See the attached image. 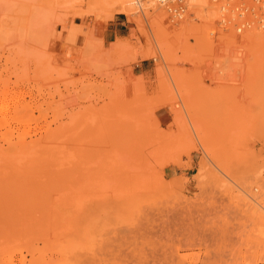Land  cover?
Wrapping results in <instances>:
<instances>
[{
    "label": "rangeland",
    "instance_id": "rangeland-1",
    "mask_svg": "<svg viewBox=\"0 0 264 264\" xmlns=\"http://www.w3.org/2000/svg\"><path fill=\"white\" fill-rule=\"evenodd\" d=\"M207 1L0 0V264H264V9Z\"/></svg>",
    "mask_w": 264,
    "mask_h": 264
},
{
    "label": "bare ground",
    "instance_id": "bare-ground-1",
    "mask_svg": "<svg viewBox=\"0 0 264 264\" xmlns=\"http://www.w3.org/2000/svg\"><path fill=\"white\" fill-rule=\"evenodd\" d=\"M115 1V4H116V7H117V10L120 12V13H126L127 14V12H130L131 10H136L137 8H138V11H140V12H143V7L145 8V10H148V9H154V10H158L157 12H158V16L156 17L157 19H156V22H157V24L159 25V26H163V27H165V24H164V21H165V15H166V12H164L163 11V9H161V8H159L158 6H157V4L155 3L156 2V0H114ZM192 2V1H196V0H188L187 1V3H186V8L188 7V5H189V2ZM203 2V5H205L204 7H205V9L206 8H208V7H210V4L208 3V1L207 0H202ZM212 1H214V0H212ZM207 3V4H206ZM159 5V4H158ZM234 5V4H233ZM161 6V5H160ZM233 7V6H232ZM231 7V8H232ZM190 10V9H189ZM211 10V9H210ZM138 11H135V12H138ZM167 11V10H166ZM231 11V10H230ZM186 12H187V10H186ZM186 12H185V14H186ZM208 13L209 12H212V11H207ZM168 13V12H167ZM215 13V12H214ZM214 13L212 12V13H210V14H213L214 15ZM184 14V15H185ZM234 14V13H233ZM184 15H182V17L184 16ZM189 15H191L190 13H188V14H186L183 18L182 17H180V18H173V17H175V16H169L170 18H171V21L173 20V21H175V20H180L181 19V21H178V24H180V26H181V28L183 27V28H186V27H189L192 23H191V21H193V19L191 20V17L189 16ZM216 16H217V14H216ZM185 17H186V19L188 20H186L185 19ZM210 17H213V16H210ZM252 17V16H251ZM255 17V16H254ZM208 18H209V14H208ZM215 18V17H214ZM248 18V17H247ZM253 18V17H252ZM216 19V18H215ZM251 19V18H250ZM249 18L248 19H245V20H250ZM255 19V18H254ZM253 19V20H254ZM245 20H243V21H245ZM252 20V21H253ZM246 21V22H247ZM254 22V21H253ZM255 23V22H254ZM260 24V23H259ZM193 26V25H192ZM260 26H262V24L260 25ZM264 26V25H263ZM167 27V26H166ZM192 29V28H191ZM221 29V28H220ZM228 30V29H227ZM225 31H226V29H225ZM231 31V30H230ZM221 32V31H220ZM168 33V32H167ZM227 33V32H226ZM248 33H250V32H248ZM251 33H254L253 32V30H252V32ZM251 35V34H250ZM224 37H225V35H224ZM247 38H248V40L250 41V42H254L255 41V36L254 35H252V36H247ZM242 40H245L244 38L242 39ZM264 39H263V37H261V39L259 38V41H263ZM202 41V40H201ZM216 42V41H215ZM240 42V41H239ZM242 43H244V42H242ZM247 43V42H246ZM212 44V43H211ZM219 44V43H218ZM232 44V43H231ZM241 44V43H240ZM213 45H214V43H213ZM220 45V44H219ZM158 48V47H157ZM211 49V48H210ZM223 49H225V48H223ZM227 52H228V50H227ZM223 53H226V52H223ZM215 54V53H214ZM227 54V53H226ZM225 54V55H226ZM215 56V55H214ZM227 56V55H226ZM232 56V55H231ZM217 57V56H216ZM226 60H227V58H225ZM234 59V58H233ZM228 62H231L230 60V58H229V55H228ZM234 60H236V58L234 59ZM239 60V59H238ZM228 62H226V63H228ZM232 62H234V61H232ZM236 62V61H235ZM240 63V62H239ZM229 65H230V63H229ZM228 65V67L230 68V66ZM241 65V64H240ZM229 68H224L225 69V75H227V73L226 72H230V70H229ZM231 68H232V70H233V68H235V67H232L231 66ZM230 68V69H231ZM236 68H238V66L236 67ZM239 68H241V66L239 67ZM238 68V69H239ZM229 71H228V70ZM227 70V71H226ZM231 70V74L232 73H234V72H236V71H232ZM239 71H241V69H239ZM229 74V73H228ZM233 75V74H232ZM228 76V75H227ZM20 141H22V140H20ZM20 141H17V143L19 142V144H21V142ZM24 141V140H23ZM25 142V141H24ZM16 143V142H15ZM17 143H16V146H17ZM21 145H25L24 143H22ZM14 147H15V145H14ZM252 196V195H251ZM253 197V196H252ZM23 259H21L20 260V262H19V264H22V263H24L23 261H22ZM69 260V261H68ZM67 261L70 263V264H73L74 262H76L77 260H78V256H76V255H74V256H72V258L71 259H68ZM14 262V261H13ZM10 264H12L11 263V261H10Z\"/></svg>",
    "mask_w": 264,
    "mask_h": 264
},
{
    "label": "built area",
    "instance_id": "built-area-1",
    "mask_svg": "<svg viewBox=\"0 0 264 264\" xmlns=\"http://www.w3.org/2000/svg\"><path fill=\"white\" fill-rule=\"evenodd\" d=\"M188 0H156V2L161 5L164 9L167 10L169 16H175L173 18H180L182 15L185 14L187 8L186 3ZM216 1V0H214ZM228 3L230 1L234 0H226ZM237 3L235 4L232 11H234V15L236 14L239 18L245 16V15H251V16H260L258 18H261L263 14L262 11L264 9V0H236ZM229 5V4H226ZM226 5L220 6V11H226ZM260 11V14L257 15V13ZM180 16V17H179ZM262 20V18H261ZM263 21V20H262ZM239 25L235 28L237 31H240L244 28V26H248L247 22H239Z\"/></svg>",
    "mask_w": 264,
    "mask_h": 264
},
{
    "label": "crops",
    "instance_id": "crops-1",
    "mask_svg": "<svg viewBox=\"0 0 264 264\" xmlns=\"http://www.w3.org/2000/svg\"><path fill=\"white\" fill-rule=\"evenodd\" d=\"M114 24H115V28L113 29V34L116 36L117 34L118 35H120V33H119V30L118 29H120L124 24L122 23V22H120V21H115L114 20ZM138 68V67H141V64L140 63H138V64H135L134 66H133V68ZM141 72H143V71H141Z\"/></svg>",
    "mask_w": 264,
    "mask_h": 264
}]
</instances>
